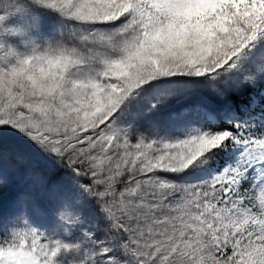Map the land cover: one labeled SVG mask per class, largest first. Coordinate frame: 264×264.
Masks as SVG:
<instances>
[{"label": "snow or ice", "instance_id": "snow-or-ice-1", "mask_svg": "<svg viewBox=\"0 0 264 264\" xmlns=\"http://www.w3.org/2000/svg\"><path fill=\"white\" fill-rule=\"evenodd\" d=\"M3 7L0 264H264V0Z\"/></svg>", "mask_w": 264, "mask_h": 264}, {"label": "rangeland", "instance_id": "rangeland-1", "mask_svg": "<svg viewBox=\"0 0 264 264\" xmlns=\"http://www.w3.org/2000/svg\"><path fill=\"white\" fill-rule=\"evenodd\" d=\"M0 15L5 16V21H4L5 24L14 25L22 19L23 14L19 10V8H17L15 11L11 9L5 10V8H3L0 5ZM48 23L51 24L52 22L49 21ZM4 139L9 144L15 143V138L11 135H8ZM62 175L63 173L61 172H54L52 174V178L57 179ZM15 194L16 193L14 189H10L6 195L0 194V218H7L12 214L11 203L15 197ZM40 213H43L44 215L41 216ZM29 215L37 223L43 224L44 228L50 229L55 224L56 221V215H55L53 203L46 198H39L38 209H30ZM85 215L90 220L94 221L97 219L94 203H91L87 206L85 210Z\"/></svg>", "mask_w": 264, "mask_h": 264}, {"label": "trees", "instance_id": "trees-1", "mask_svg": "<svg viewBox=\"0 0 264 264\" xmlns=\"http://www.w3.org/2000/svg\"><path fill=\"white\" fill-rule=\"evenodd\" d=\"M6 2H7V0H0V5L3 7V4L6 3Z\"/></svg>", "mask_w": 264, "mask_h": 264}]
</instances>
